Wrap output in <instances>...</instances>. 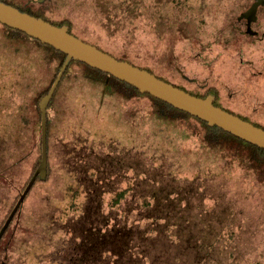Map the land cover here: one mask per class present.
I'll list each match as a JSON object with an SVG mask.
<instances>
[{
	"label": "rangeland",
	"instance_id": "374dc122",
	"mask_svg": "<svg viewBox=\"0 0 264 264\" xmlns=\"http://www.w3.org/2000/svg\"><path fill=\"white\" fill-rule=\"evenodd\" d=\"M248 1L74 0L68 4L76 8L72 10L67 5L66 10L70 11L68 15L74 19L75 35L116 57L132 59L135 65L143 68L150 66L158 72L160 63L166 61L162 56L169 41L175 40L177 54L187 47L190 52L185 55L180 53L178 57L180 60H193L188 70L197 73L196 83H205L209 88L216 89L221 104L237 115L264 126V7L259 11V20L254 25L259 31L257 36L237 37L233 29L236 13ZM126 8L130 10L128 13L124 12ZM154 24L161 28L150 29L146 26ZM172 26H179L182 31L181 34L175 33V39H170L174 35ZM149 34L150 43L147 38ZM43 53L40 49L30 50L24 42L9 40L0 24V106L5 105V147L12 160L14 156L18 158L19 153L22 156L23 184L37 166L42 151L41 120L36 123L33 111H23L27 109L26 101L31 102L36 90L48 83L52 71L55 72L58 65V62H54L48 67L44 63L47 59ZM6 60L27 62L19 68H10ZM69 72L58 86V95L49 104L51 115L47 136L52 178L47 182H39L24 204L23 223L18 228L15 245L10 253L11 264H53L50 261L52 234H58V238L65 243L70 237L69 233L78 230L77 224L84 213L85 220L90 214L92 219L96 216L92 213L93 208L88 205L96 195L80 193V183L85 184L89 191L90 187H95V177L87 178L86 174L95 176L97 173L98 181L108 180L107 183H101L106 192L100 213L105 218L109 214L110 218L105 222L106 228H112L118 223L122 227L124 223L126 226L136 225L134 210L139 209L143 203L141 197L151 193L152 181L149 179L154 177L157 167L175 171L178 179L194 181L190 196L193 212L195 217L199 216L201 204L211 211V222H202V225H206L203 234L209 239L215 238V245H222L216 250L218 264H264V182H258L260 178L247 173L237 163H231L229 158L206 156L204 163H198L197 155L205 152L199 146L200 136H203L205 130L195 119L188 118L180 125L186 133L179 126L176 129H165L163 124H158L161 122L160 117L152 113L154 103L149 97L126 100L119 94H113L112 98L116 96L113 101L109 98L111 96L99 92L100 88L95 96H103V105L100 102L94 104L91 100L96 92L95 87L84 77L80 67L72 66ZM190 90L194 91V88ZM208 90L202 89L199 92L212 94V89ZM97 100L100 98L94 97V101ZM127 121L130 122L127 124ZM190 131L196 135L192 137ZM132 143L134 147L146 145L142 159L135 154L132 156ZM80 146L82 151L91 155L85 153L81 158L87 167V160L98 161L100 152H96H103V168L99 167L102 178L98 177V172L85 173L84 169L75 174L74 180H68L65 175L68 152ZM132 161L133 170L129 167ZM141 173H148L147 182ZM166 180L170 181L169 178ZM13 185L5 188L8 200L16 194ZM169 187L174 186L169 183ZM71 188L78 193L72 192ZM115 197L121 199L118 205L112 207ZM161 199L157 198L156 205L165 204L158 203ZM152 202L149 201L151 206ZM168 208L158 209L161 217L167 214ZM142 216L137 217L140 223L138 227L134 225L137 230L133 234L131 232L130 236L135 235L134 239L147 244L149 241H144L146 234L142 227L149 220H143L145 217ZM171 216L181 221L186 218L178 217L174 212ZM199 223L195 221L194 226L197 228ZM183 228L187 229L185 226ZM178 234L181 237L188 236L185 231ZM163 239L156 243L162 244ZM39 241L40 249L36 248ZM74 243L72 240L71 245ZM35 250L37 258L34 257ZM185 251L193 256L197 252L196 248ZM150 252L156 253L155 250ZM121 253L124 255L121 257L123 260L129 256L132 261L135 257L134 253L133 257L124 248ZM116 258L117 255L104 251L101 264H116ZM88 263L99 264L94 256L88 257ZM175 264L181 263L175 261Z\"/></svg>",
	"mask_w": 264,
	"mask_h": 264
},
{
	"label": "trees",
	"instance_id": "16d2710c",
	"mask_svg": "<svg viewBox=\"0 0 264 264\" xmlns=\"http://www.w3.org/2000/svg\"><path fill=\"white\" fill-rule=\"evenodd\" d=\"M6 3L16 5L14 0H3ZM72 1H63L60 7V14L58 15H44V10L42 8H36L35 10L29 9L27 6H21L19 7L22 11L28 12L32 15L43 17L46 20L51 21L52 23L56 25H63L67 22L71 25H73L74 19L70 17L68 14L70 11L67 12L66 6L68 5L70 9L76 8L73 5H69ZM1 27L3 28V32L5 37H7L12 42H24L27 44V47L30 50H43V55L46 57L47 60H45L44 63L47 64L49 67L54 62H58V65L56 67V71H52L51 78L49 79L48 83L41 87V89L36 90L35 94L33 95L31 102L29 103L26 101L27 109H23V113H28L27 110L33 111V117L34 121L36 123L40 122L41 120V109L39 107V102L43 95L48 93L50 90L52 83L54 79L56 78L58 71L60 70V67L62 66L66 54L55 47H53L50 44L43 43L41 40L34 38L24 31H21L16 28H12L6 24L0 23ZM73 33V31H70ZM75 34V33H73ZM17 50V48H16ZM15 50V52H16ZM108 52V51H107ZM110 53V52H109ZM119 58V57H117ZM120 59V58H119ZM7 66L10 68H19L24 63L27 62V60H6ZM79 66L80 71H82L84 77L87 78V80L90 82L92 86L95 87L96 92H94V96L91 100L94 104L96 102H100L101 105H103L102 97L100 95L95 96L98 93V88H100L99 92H104L105 95H107L109 98H112L114 96L113 94H119L121 98L127 99H133V98H139V97H149L153 103L154 107L152 110V113L157 114V117H160L161 122L158 124H163V128L168 129L171 127V129L179 128L183 132H187L185 128H182L180 125L183 124V122L187 121L188 118L195 119L196 121L200 122L204 127V134L203 136H200V148L205 151L204 153L197 155V162L198 163H204V160L206 156H211L213 158H229L231 163L234 162L237 163L240 167H244L247 171V173L253 174L254 176L260 178V181L258 182H264V149L260 148L259 146L252 144L238 136H235L234 134L218 127V126H210L205 120H202L201 118L191 115L190 113L178 109L174 107L173 105L158 99L154 96H152L149 93H142L138 88L135 86L120 80L119 78L114 77L113 75L104 72L98 68L92 67L88 65L85 62L79 61V60H72L70 63L67 71L65 72L62 80H64L67 75H69V71L72 66ZM52 70V67H51ZM61 80V82H62ZM170 82V81H169ZM174 84V83H173ZM59 88V87H58ZM57 88L51 102L54 101L56 96L58 95L59 89ZM113 91V92H112ZM210 91V90H209ZM194 94V93H193ZM209 94V93H208ZM202 97H206L207 94L198 95ZM94 97H99L100 100L94 101ZM113 101H115V98ZM216 103V102H215ZM217 104V103H216ZM25 105V106H26ZM231 112L235 113L234 111L230 110ZM236 114V113H235ZM122 119H123V110L121 111ZM63 116V113H62ZM242 118L249 120L247 117H244L242 115H239ZM130 121H127V124ZM256 125L263 127L262 124L259 122H254ZM162 128V127H161ZM130 132V131H128ZM125 134V133H124ZM127 134V132H126ZM133 134V131H132ZM191 136H195L196 134L194 131H190ZM131 151L132 156H137V158H143L145 156V148L144 146H135L132 145ZM134 148V149H133ZM148 148V147H147ZM197 153V152H196ZM42 157H39L37 161V165L39 164ZM132 157V158H133ZM133 163V161H132ZM227 162H225L226 164ZM36 166V165H35ZM37 167V166H36ZM35 167V168H36ZM155 170L156 173L154 174V177L152 179H149L152 181V191L148 196L147 199L145 197H141L143 200L139 206V209L134 210L135 217H136V225L130 224L129 226L124 223V227L121 225L111 226L112 228L106 229L105 222H108L110 220L109 214L102 217L103 214L99 215V218L101 219V224L104 228V233H109L117 236L118 238H121V240H124V244L121 241L122 245L120 247L126 249L127 252L135 254L134 259L132 261L129 260V256L127 258L124 257H117L116 258V264H175L176 263H183V264H218L219 261L216 258L217 249L220 248L222 245H215V238H207V236H204L203 230L206 228V225H202V222L205 223V221H208L209 223L212 220L211 216L209 215L211 211H208V208L206 206H203L201 204L200 207V215L195 217L194 214V208L193 203L190 201V196H192L191 187L194 184V181H190L186 178H180L178 179L176 177L175 171H166L164 168L157 167ZM144 174V181H148V173H141ZM176 174V175H175ZM141 176V175H140ZM143 176H141L142 178ZM199 176H196L195 178H198ZM166 178H169L170 181L166 180ZM172 181V182H171ZM108 182L107 179L101 180L100 183ZM169 183L172 184L174 187H169ZM159 186L158 190L157 187ZM104 186L102 185V199L105 194ZM128 192V190H127ZM123 196V193L120 194V197ZM157 198H163L160 201L158 200V203H165L164 205H156L157 204ZM121 198L115 197L113 200L115 201L112 207L116 206V204H119ZM152 202V206L149 203V201ZM104 201V200H103ZM160 206V207H159ZM165 207H169L167 214L164 215V217L160 216V212H158V209H165ZM103 208V207H102ZM153 211V212H152ZM203 211V212H202ZM125 212V211H124ZM174 212L176 216L181 217L183 216L185 219L182 221L175 217L171 216V214ZM137 213V214H136ZM146 213V214H143ZM152 214L151 217L148 215ZM171 213V214H170ZM213 213V212H212ZM170 214L169 216H167ZM181 214V215H180ZM184 214V215H183ZM141 215H144L142 217H145L143 220H149L148 223H146L143 228V233L146 234V239L144 241H149L147 244H143L139 239H134L136 236L131 235L130 233L135 231V226L138 227L139 225V219L137 220V217H141ZM200 220V221H199ZM203 220V221H202ZM198 221L200 222L197 224V228L194 226V222ZM193 222V223H192ZM117 224V223H116ZM105 225V226H104ZM190 225V226H189ZM187 227L185 228L183 227ZM189 226V227H188ZM194 227V228H193ZM137 230V229H136ZM180 231H185L188 233V236L181 237L179 236ZM198 233V234H197ZM150 236V238H149ZM164 237V242L156 243L159 239H162ZM126 238V239H124ZM129 238V240H128ZM131 241L133 244H131ZM223 242V241H222ZM156 243V246H154ZM161 244V246H160ZM124 245V246H123ZM197 252L194 254H191L190 252H187L185 250L195 249ZM156 249H158L156 251ZM155 250V254H152L150 251ZM185 252V253H184ZM192 252V251H191ZM190 262H189V260ZM236 258L235 256L233 257ZM240 259V258H239ZM237 260V258H236ZM239 260L237 261V263ZM234 263V262H233Z\"/></svg>",
	"mask_w": 264,
	"mask_h": 264
},
{
	"label": "flooded vegetation",
	"instance_id": "af4514ba",
	"mask_svg": "<svg viewBox=\"0 0 264 264\" xmlns=\"http://www.w3.org/2000/svg\"><path fill=\"white\" fill-rule=\"evenodd\" d=\"M15 1V6L16 7H21V6H27L29 9L35 10L36 8H42L44 10V15L43 16H48L50 14L52 15H58L60 14V7L62 6L61 4L63 1H74V0H44L43 2H39L38 0H14ZM133 1V0H131ZM256 0H250L248 1L243 8H240L241 10L236 13V20L235 23H233V29L235 31V35L237 37H254L259 34V31L255 29L254 25L256 22L259 20V11L261 10L263 5H260L258 8V18L256 21L252 22V29L255 31V33H250L248 31V19L244 17L243 15L246 13V11L252 6V4ZM64 4V3H63ZM239 6L241 7V4L239 3ZM128 11H130L128 9ZM127 8L125 9L124 12L128 13ZM124 16V15H122ZM161 16V15H160ZM42 17V16H41ZM237 21V22H236ZM70 27V31H73V25L69 24L68 22L66 23ZM64 25V24H63ZM147 28L150 29H160L161 27L158 26V24L152 25H146ZM164 28L167 29V26H164ZM173 28V34L171 35L170 39H175V33L181 34V28L179 26H172ZM149 33V32H148ZM173 37V38H172ZM146 38V37H145ZM148 42L150 43V34L147 36ZM159 38V36H158ZM96 45V44H95ZM99 47V46H98ZM167 51V55H166ZM190 51L187 47H185L182 52H178V54L183 53L188 54ZM178 54L175 50V40L169 41V44L167 45V48L165 52L163 53L162 58L166 60L164 63H160V66L158 67V72L155 71L153 68L150 66L146 67L149 71L155 73L157 76H159L162 79H165L167 81H170L171 83H174L177 86H180L191 93H194L196 95H202L200 90L203 89V91H209L208 89H212L210 93H214L215 95V102L217 105L222 106L223 108L227 110H231L227 108L225 105L220 103L219 100V93L217 92L216 89L214 88H209L205 83H196L197 76L195 71H189L188 67L191 66L193 60H180L178 57ZM118 57V56H117ZM122 60H128L132 63L135 64L134 61H131L132 59H127V58H121ZM159 62V60H153ZM150 60V62H153ZM185 61V62H183ZM154 65L156 66V62H154ZM181 83H180V82ZM190 87H187V86ZM215 87V86H214ZM194 88V91H191L190 89ZM216 88V87H215ZM196 90V91H195ZM205 93V92H204ZM5 113V105L0 106V232L3 228V226L6 224L8 219L11 216V213L13 212L18 200L22 196L24 190L26 189L27 185L29 182L32 180V178L36 174L37 167L32 170V172L29 174L27 180L25 181V184L22 183L23 179V172H22V156L19 153V156H14V159L12 160L11 157H8L7 154V149L5 147L6 144V119L3 117V114ZM51 115V110H50V105L48 106V118H47V127H48V119ZM48 134V133H47ZM47 147H48V164H47V176L46 179H41L40 176L38 175L36 177V180L34 182V185L26 195L24 201L21 203V205L18 207L17 211L15 212L14 216L12 217L11 221L9 222L6 230L0 237V264H11L10 262V253L11 249L15 245L17 233H18V228L19 226H22V221H23V212H24V204L26 200L29 198L32 192L36 189L37 185L39 182H44L48 181L49 178L51 179V165L49 163V143H48V136H47ZM97 149V148H95ZM42 150V146H41ZM83 148L77 147L74 150H70L68 152V167L65 170V175H67L68 180H74V176L78 171H82L85 169V173L88 171H95L98 172V177H101L100 175V169L102 167V153L101 151H97L96 154L100 152V156L98 155L100 159L98 161L94 160H87L88 161V167L82 156L85 155H90L87 154L88 152L82 151ZM99 150V148H98ZM84 152V153H83ZM42 153V151H41ZM78 153H80L78 155ZM110 155V153H108ZM91 156V155H90ZM8 157V159H7ZM112 158V157H111ZM42 160V157H41ZM40 160V162H41ZM80 160V161H79ZM9 164H8V163ZM39 162V163H40ZM120 162V161H119ZM13 165V167H11ZM108 166V165H107ZM129 166V165H128ZM129 167H132L133 170V163L130 164ZM109 169V168H108ZM107 174V172H106ZM85 175V174H84ZM108 175V174H107ZM88 176L95 177L94 181V186L95 187H90V191L87 190V187L85 184L79 185L80 188V193H94L96 195L95 199H92V203L88 204L90 207L93 208V215L96 214V216L92 219V214L85 220L83 215L82 218L79 219V224L78 225V230L74 231L70 234V237L67 238L68 240H74L75 243L71 245L70 243H65L62 241L61 238H58V234H52L51 240L53 244H51L52 251L50 252V258L51 263L53 264H81V260L83 261V264H87V259L88 257H95L96 260L98 261L99 264H101V256L104 251H108L113 255H117V257H122L124 256L121 251L123 250L121 241L124 243V240L121 238H118L117 236L113 235L112 233H104V228L99 220V215L101 214V209L103 207V199L101 195L102 191V185H101V180L98 181V178H96L97 173L95 176L92 175H87ZM73 177V178H72ZM102 178V177H101ZM80 181V178L78 179V182ZM87 181V180H85ZM91 181V180H88ZM91 182V184L93 183ZM13 183L15 185H13ZM90 184V185H91ZM13 185L15 188L16 194L14 195V198L11 197L9 200L7 199L6 196V187ZM74 188V186H73ZM71 188L72 192L78 193V191L75 189L73 190ZM88 195V196H89ZM104 197V196H103ZM13 199V200H12ZM10 202V204H9ZM86 210V209H85ZM100 213V214H99ZM48 216V215H47ZM107 229V228H106ZM58 238V239H57ZM126 239V238H124ZM37 240V239H35ZM38 241V240H37ZM37 245V246H36ZM36 248H41L40 241L38 244H36ZM49 245V244H48ZM43 251V250H40ZM90 251H93V253H89ZM34 257L37 258L38 254L35 250L34 252ZM44 260V259H42ZM89 264V263H88Z\"/></svg>",
	"mask_w": 264,
	"mask_h": 264
},
{
	"label": "water",
	"instance_id": "95a60500",
	"mask_svg": "<svg viewBox=\"0 0 264 264\" xmlns=\"http://www.w3.org/2000/svg\"><path fill=\"white\" fill-rule=\"evenodd\" d=\"M38 1L43 2L44 0ZM263 4L264 0H256L243 15L248 19V31L250 33H255L251 25L252 22L257 20L258 8ZM0 23L24 31L28 35L41 40L43 43L50 44L66 54V58L50 90L43 95L39 102V107L41 109L42 160L36 170L35 176L27 185L11 213L10 218L3 226L0 237L34 185L36 177L39 175L41 179H46L48 164V106L72 60L85 62L92 67L107 72L135 86L142 93H149L178 109L205 120L210 126H218L264 149V128L217 105L215 103L214 94H209L206 97L198 96L160 78L146 68L137 66L128 60L119 59L113 54L102 50L97 45L70 32L68 24L56 25L43 17H38L22 11L20 8L6 3L3 0H0Z\"/></svg>",
	"mask_w": 264,
	"mask_h": 264
}]
</instances>
